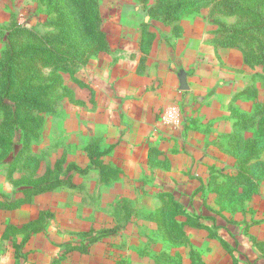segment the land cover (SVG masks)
Returning a JSON list of instances; mask_svg holds the SVG:
<instances>
[{
	"label": "rangeland",
	"instance_id": "rangeland-1",
	"mask_svg": "<svg viewBox=\"0 0 264 264\" xmlns=\"http://www.w3.org/2000/svg\"><path fill=\"white\" fill-rule=\"evenodd\" d=\"M97 1L104 46L82 42L68 71L15 60L13 93L39 98L12 131L0 110V264H264V141L235 147L238 120L264 107V32L239 30L264 0L172 20L147 13L154 0ZM56 15L0 0V52L17 27L16 48L41 46Z\"/></svg>",
	"mask_w": 264,
	"mask_h": 264
},
{
	"label": "trees",
	"instance_id": "trees-1",
	"mask_svg": "<svg viewBox=\"0 0 264 264\" xmlns=\"http://www.w3.org/2000/svg\"><path fill=\"white\" fill-rule=\"evenodd\" d=\"M39 2L46 3L50 9H53L57 13L56 19V30L52 33L43 35V44L38 47H27L25 49L16 48L18 40L12 39V36L22 29L17 27L18 30L12 29L5 37V48L0 52V110L4 113L3 127L7 130H13V124H18V119L26 123L25 118H20L22 113L29 107L37 105L38 95H31L28 92H16L13 93V87L16 85L15 80V60L20 57V55H26L29 59H32L38 54L47 56L50 58V64L57 63L62 64L54 69L56 70H69V64L73 65L76 61L80 52L82 51L84 43L95 40L100 43L99 47L104 46L103 41H105V33L101 29V24L103 17L99 12L98 1L97 0H38ZM145 2L146 0H140ZM206 1V0H205ZM209 1V0H207ZM204 0H154V3L147 8V13L153 15H160L164 20H172L181 17L184 14L197 11ZM234 3L231 0H217L216 7L218 9H223L224 7L232 8ZM253 17L256 20L248 26L241 27V33H258L264 32V14L254 13ZM162 19V20H163ZM146 35V33H145ZM148 38V36H145ZM40 39V40H41ZM3 40V42H5ZM258 42L256 45L259 52V56L263 57L261 62L264 63V41L261 39L255 40ZM251 44L254 49V43L249 42L246 38L243 40L242 46L243 50L248 48ZM244 53V52H243ZM247 56L246 53H244ZM248 57V56H247ZM52 59V60H51ZM65 61L66 63H63ZM28 87H32L30 84ZM254 92V90L252 91ZM260 103V102H259ZM261 104H264L262 102ZM264 114V107L250 115L242 116L243 118L238 120L236 123V142L235 147L238 148L246 142L252 143L253 146H262L264 137V131L259 126V122L256 123V128L254 131V137H244L243 130H246L249 126L255 123V118L262 117ZM240 115H243L241 113ZM260 121V119L258 120ZM5 140L0 137V145H4ZM262 165L261 161H257L255 166ZM75 169L77 173H84L86 169L79 168L75 165L71 167L70 170ZM60 183L59 180H55ZM54 186L41 187L37 192L43 190L51 189ZM170 221V217L167 222Z\"/></svg>",
	"mask_w": 264,
	"mask_h": 264
},
{
	"label": "crops",
	"instance_id": "crops-1",
	"mask_svg": "<svg viewBox=\"0 0 264 264\" xmlns=\"http://www.w3.org/2000/svg\"><path fill=\"white\" fill-rule=\"evenodd\" d=\"M178 64L179 65H181V67H182V64H183V62L181 61V60H179V62H178ZM181 69L182 68H180L179 70H180V72H181ZM185 71H186V69H185ZM168 76V78H167V81H169V84L171 85V86H173V87H168V90L170 91V92H172V91H174L177 87H175V84L177 83V81L175 80V79H177V80H179L178 78H179V74L176 72V73H174L173 72V70H169V74L167 75ZM194 77V79H196L198 76H193ZM178 84H179V81H178ZM181 85H182V83H181ZM188 87H189V85H188ZM189 89H190V91H192V87H189ZM229 101V100H228ZM227 101V102H228ZM167 108V106H165L164 107V109H166ZM166 112V110L164 111V113ZM164 113H163V115H162V119H163V117H164ZM164 121V119L162 120V122Z\"/></svg>",
	"mask_w": 264,
	"mask_h": 264
},
{
	"label": "built area",
	"instance_id": "built-area-1",
	"mask_svg": "<svg viewBox=\"0 0 264 264\" xmlns=\"http://www.w3.org/2000/svg\"><path fill=\"white\" fill-rule=\"evenodd\" d=\"M163 119H164V122L167 124H170L172 126L178 125V122H179L178 109L174 106L169 107L166 110V113Z\"/></svg>",
	"mask_w": 264,
	"mask_h": 264
},
{
	"label": "water",
	"instance_id": "water-1",
	"mask_svg": "<svg viewBox=\"0 0 264 264\" xmlns=\"http://www.w3.org/2000/svg\"><path fill=\"white\" fill-rule=\"evenodd\" d=\"M183 84V83H182Z\"/></svg>",
	"mask_w": 264,
	"mask_h": 264
}]
</instances>
